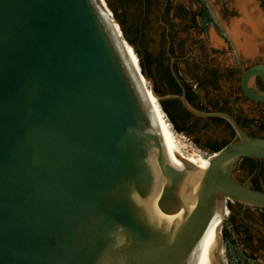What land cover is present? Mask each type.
I'll return each instance as SVG.
<instances>
[{
	"label": "water",
	"instance_id": "water-1",
	"mask_svg": "<svg viewBox=\"0 0 264 264\" xmlns=\"http://www.w3.org/2000/svg\"><path fill=\"white\" fill-rule=\"evenodd\" d=\"M99 7L0 0V264H192L220 198L264 210V192L234 178L241 159H264V138L190 106L167 48L185 110L237 136L201 150L195 194ZM256 78L264 65L241 90L264 103Z\"/></svg>",
	"mask_w": 264,
	"mask_h": 264
},
{
	"label": "flooded vegetation",
	"instance_id": "flooded-vegetation-1",
	"mask_svg": "<svg viewBox=\"0 0 264 264\" xmlns=\"http://www.w3.org/2000/svg\"><path fill=\"white\" fill-rule=\"evenodd\" d=\"M257 1L264 2V0ZM216 6H218L219 10L226 13H232L238 9L233 0H165L158 3L152 9V12L159 16L171 18V21L167 24L162 22L167 39L166 55L172 57L171 51L177 59L176 61L172 57L175 59L174 65H176V68L181 61L184 72L188 75V79H191L188 82L193 81L194 83V95L187 92L184 88L185 97L186 100L187 98L190 100H187L190 106L199 105L203 106V109L208 110V112L229 114L249 136L264 138V103L247 98L242 92L240 85L242 74L247 68L258 64L264 65V62L252 64L243 70L237 69L234 65L231 67L224 66L217 58L213 57V50L206 47L205 42L200 38L201 36L197 39L200 40L197 43V40H186V36H184L185 41L181 38L179 40L175 39L173 36L175 33H183L184 22H182L181 18L184 15L194 18L196 28L200 29L202 27L200 18L202 10L205 11V8L216 10ZM187 43L190 46L188 50L192 52H190L189 57H184ZM175 47L180 52L178 57L174 52ZM167 48H169L170 56L167 53ZM254 85L258 90L264 91V85L258 78L255 79ZM180 96L178 97L179 100ZM166 97L173 99L175 96L166 95L161 100H168L165 99ZM180 104V110L177 111L168 103L163 102V106L174 122L176 129L181 131L180 134L191 139L200 150L213 152L216 147L227 142L231 143L237 139L236 134L225 120H214L220 118H198L190 114L192 118L183 122L180 114L183 116L188 112L183 107L181 100ZM261 161H264V159H261ZM248 185L250 186L249 183ZM260 189L264 192L262 184ZM226 208H228L230 214L228 222L231 223L233 230L238 232L243 245L246 247L248 244L247 240L251 238V241L256 242L260 251L264 253V233L262 232V230L264 231V211L258 208H243L238 203L230 202L226 203ZM228 210L225 217L226 215L228 216ZM252 215L256 216L255 220ZM256 221L258 226L255 225ZM235 222H239L240 225L235 227ZM251 248H254L253 244ZM248 258L258 260L255 255H248ZM262 264H264V260Z\"/></svg>",
	"mask_w": 264,
	"mask_h": 264
},
{
	"label": "trees",
	"instance_id": "trees-1",
	"mask_svg": "<svg viewBox=\"0 0 264 264\" xmlns=\"http://www.w3.org/2000/svg\"><path fill=\"white\" fill-rule=\"evenodd\" d=\"M99 1V0H98ZM110 11L112 12L115 20L117 21L120 30L123 34L124 41H126L130 46L133 47L135 56L137 59L136 65L141 69V74L146 80H149L153 84V92L160 98V105L166 116H168L171 124L175 128L176 132L180 134V130L176 129L174 122L169 117L166 112L163 102L171 105L175 110H180V100L178 97L181 95V89L176 83V81L171 76L169 70V60L170 57L166 55V33L162 26V22L167 24L171 21V18L167 16H159L152 12V9L158 4L165 0H105ZM100 5V3H99ZM101 7V5H100ZM106 10V9H105ZM109 15L108 11L106 10ZM201 20L205 21L207 17L206 12L202 10ZM110 16V15H109ZM184 22L183 34L186 36L188 41H196L199 36L203 35L205 32V26L202 25L200 29L196 28V22L194 18H189L184 15L181 18ZM188 23V24H187ZM152 29H155L154 33L159 40V50L156 55L149 51L148 44L152 39ZM174 38L176 37L173 35ZM170 37V36H169ZM121 38V36H120ZM124 41L121 39L122 44L125 49L131 51ZM200 40H197L199 42ZM192 52V51H191ZM172 57L174 54L170 51ZM176 59V57H174ZM177 61V59H176ZM139 69V68H138ZM175 73L178 75L182 85L187 90V92L192 95L195 94L193 89L194 83L185 82V80L179 75V72L174 65ZM140 72V71H139ZM191 80V79H189ZM166 95L175 96L173 99L161 100L162 97ZM188 101H190L187 98ZM196 110L202 112H208V110L203 109V106H193ZM181 120L183 122L188 121L192 116L189 113H185L182 116L180 114ZM217 121H222V119H214ZM229 143H224L221 146L215 148L213 152H217L227 146ZM236 172L240 175L246 176L249 179L250 187L254 190L261 191V180L264 178V161L246 159L243 158L238 162ZM240 182L241 180L238 179ZM263 210V209H261ZM264 211V210H263ZM225 222V221H224ZM246 248L250 249L252 247L251 238L247 240Z\"/></svg>",
	"mask_w": 264,
	"mask_h": 264
},
{
	"label": "rangeland",
	"instance_id": "rangeland-1",
	"mask_svg": "<svg viewBox=\"0 0 264 264\" xmlns=\"http://www.w3.org/2000/svg\"><path fill=\"white\" fill-rule=\"evenodd\" d=\"M223 1V0H220ZM235 6L238 5V3H245V10L249 17L253 16L260 22L258 24L259 27V35L254 39V53L251 56H245L243 53H240L236 50L235 46H233L230 37L228 35V29L230 25L233 22L239 21L241 18V14L239 12V9H236L232 13H226L222 12V10H219L218 6H216V10H212L209 8H205L206 15L209 17L207 20L202 21V25L205 26V32L203 35H201V39L205 42L206 47L213 50V57L217 58L221 64L224 66L231 67L234 65L237 67V69H246L248 66L258 63V62H264V2H258L257 0H233ZM99 3L101 5L100 10L105 15L108 23L110 26L113 27L115 34L118 38V41L120 45L123 47L124 45L121 42V39L124 41L123 34L120 31V29L117 26V21L115 20L112 12L110 11L107 3L105 0H99ZM238 8V7H237ZM108 10L109 15L107 14L106 10ZM231 23V24H230ZM229 26V27H228ZM155 29H152V39L150 43L148 44L149 51H151L154 55L158 53L159 50V40L155 34H153ZM178 40L181 38L184 39L183 33H175L174 34ZM121 36V38H120ZM188 42V41H187ZM189 43V42H188ZM187 43V48L185 50L184 57H189L190 52L188 50L189 44ZM124 49V48H123ZM133 58V62L137 63L136 56L131 52L128 51ZM174 52L176 56L178 57L180 55V52L178 51L177 47H175ZM193 53H195L193 51ZM238 63V64H237ZM177 70L179 71V74L185 81H189L188 75L184 72V67L181 63L177 64ZM144 80V79H143ZM147 88L150 90L154 86L153 84L147 80L144 81ZM169 97H166L165 99H168ZM157 102H160L158 99ZM161 106V105H160ZM165 116V119L167 123L170 125V128L172 130V133L175 137V140L178 143V146L180 147L181 151L186 154H192L196 153L203 157H207L205 153H203L195 144L194 142L189 139L187 136L183 134H179L176 132L175 128L171 124L170 120L166 116V114H163ZM231 140V139H230ZM238 165V163H237ZM234 171V178L236 180L240 179L242 183H245L248 185L249 179L246 176H242L239 174V172H236V168ZM239 181V180H238ZM262 186H264V178L261 180ZM229 203V202H227ZM231 203V202H230ZM252 207H247V209H251ZM228 208H226L227 213ZM229 210H228V216L225 217V222L222 229V239H223V253H222V261L223 264H262L264 260V253L263 251H260L258 248L256 242H253L254 248H246L243 245V241L241 237H239L238 232L233 230L234 228L231 226V223L228 222L229 217ZM254 220L256 219V216H253ZM254 223V222H253ZM233 224V223H232ZM239 226V222H235V227ZM255 225L258 226L257 221L255 222ZM239 228V227H238ZM264 233V231L262 230ZM248 255H255L258 260H252L248 258ZM224 256V257H223ZM225 260V261H224Z\"/></svg>",
	"mask_w": 264,
	"mask_h": 264
},
{
	"label": "bare ground",
	"instance_id": "bare-ground-1",
	"mask_svg": "<svg viewBox=\"0 0 264 264\" xmlns=\"http://www.w3.org/2000/svg\"><path fill=\"white\" fill-rule=\"evenodd\" d=\"M237 6L241 14L240 15L241 18L239 21L233 22L232 24L230 23L231 24L230 27L228 26L229 27L228 35L230 37L233 46H235L237 51L243 53V55L245 56H251L254 53V49H253L254 39L259 35L260 26H258V24H260V22H258V20L254 16L252 18L247 15L245 10V3L240 2ZM101 14L102 17H104V19L108 23L105 15L102 12ZM108 26L115 42L122 51L123 55L125 56L128 64L130 65L132 71L134 72L142 88V91L145 95L148 104L150 105L153 111L154 117L160 127L161 133L163 135L166 144L171 149L177 160L181 163L186 173L189 175V179L192 183V186L196 194V189L199 186L203 171L208 167L211 156L203 157L196 153L186 155L181 151L172 133L170 125L167 123L165 116L163 115V112L160 109L157 99L154 97V95H152L151 91L147 88L144 82L145 80H143L144 78L141 77V73L139 72L140 71L139 64L138 66L135 65V63L133 62L132 55L128 52V50L125 49L124 46L122 47L120 45L113 27L110 26L109 23ZM191 166L195 167L196 169L190 168ZM225 214H226V202L220 198L216 204V207L213 210V213L211 215L206 230L204 231L202 237L197 243L193 255L192 264H223L222 229L224 225Z\"/></svg>",
	"mask_w": 264,
	"mask_h": 264
}]
</instances>
